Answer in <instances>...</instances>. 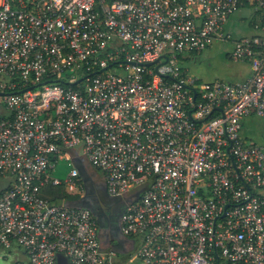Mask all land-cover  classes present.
<instances>
[{"label": "built area", "instance_id": "obj_1", "mask_svg": "<svg viewBox=\"0 0 264 264\" xmlns=\"http://www.w3.org/2000/svg\"><path fill=\"white\" fill-rule=\"evenodd\" d=\"M243 8L254 32L233 38ZM215 39L245 78L183 69ZM247 116L264 119V0H0V264H264V144L241 135ZM74 158L124 198L126 260L102 245Z\"/></svg>", "mask_w": 264, "mask_h": 264}, {"label": "rangeland", "instance_id": "obj_2", "mask_svg": "<svg viewBox=\"0 0 264 264\" xmlns=\"http://www.w3.org/2000/svg\"><path fill=\"white\" fill-rule=\"evenodd\" d=\"M253 17L256 18V16L253 15L252 9L243 8L230 16L227 24L225 25V30H229V33L233 38L251 35L254 32L252 26V22L254 21ZM231 48L232 42L230 39H215L204 50L197 53L195 59H183L180 63L186 72L196 75L201 81L240 80L247 68L246 63L232 59L229 56ZM240 133L245 139H253L258 143L264 144V119L254 116L243 117ZM67 151L71 153L75 152L74 149H68ZM72 165L71 160H68L65 157H58L55 166L50 173L63 180L66 178ZM84 165L87 172L93 175V179L96 181L97 185H102L104 180L100 177L98 170H96L87 160L84 161ZM87 192L86 186L85 196ZM85 196L82 200L83 204L86 205L88 203L85 202ZM87 197L89 199L90 197L93 199L92 195H88ZM87 206H89L96 213V209L94 210L89 204ZM101 220L102 218L100 221ZM102 224L99 226L100 232L102 231ZM104 234L106 235V232ZM138 245V240L133 242L125 239V248L130 249V251L122 254L123 259L126 260L130 255L129 253H132Z\"/></svg>", "mask_w": 264, "mask_h": 264}, {"label": "flooded vegetation", "instance_id": "obj_3", "mask_svg": "<svg viewBox=\"0 0 264 264\" xmlns=\"http://www.w3.org/2000/svg\"><path fill=\"white\" fill-rule=\"evenodd\" d=\"M93 182V179H92ZM87 194L85 196V202H87L96 211L99 217L100 226L102 224V231L100 232V240L103 246L113 244L114 248L121 252H125L128 248H125V237L119 230V217L123 211L125 200L122 197L109 195L103 185H97L95 188H87ZM91 192V193H89ZM93 196L90 199L87 196ZM102 205L106 208V212L102 208ZM106 232V235L104 234ZM125 238V239H124Z\"/></svg>", "mask_w": 264, "mask_h": 264}, {"label": "crops", "instance_id": "obj_4", "mask_svg": "<svg viewBox=\"0 0 264 264\" xmlns=\"http://www.w3.org/2000/svg\"><path fill=\"white\" fill-rule=\"evenodd\" d=\"M212 43V42H211ZM210 43V44H211ZM209 44V45H210ZM246 63V62H245ZM246 70H245V72H244V74L241 76V79L242 78H245L248 74H249V65H247V63H246ZM237 81V80H236ZM74 163L75 164H80V168H81V177H82V181H83V183L87 186V188H90V189H94L95 188V186H96V181L93 179V175L92 174H90V173H88L87 172V170H86V168H85V165H84V161L83 160H78L77 158H74ZM82 161V162H81ZM91 177V180L88 178V177ZM92 179H93V182H92ZM86 182H87V184H86ZM53 191V189L50 187V186H47L45 189H44V193H50V192H52Z\"/></svg>", "mask_w": 264, "mask_h": 264}, {"label": "trees", "instance_id": "obj_5", "mask_svg": "<svg viewBox=\"0 0 264 264\" xmlns=\"http://www.w3.org/2000/svg\"><path fill=\"white\" fill-rule=\"evenodd\" d=\"M52 195H55V197L61 196V197L69 198V199L75 197V196H72L71 194H67L66 192H64L63 187L53 189Z\"/></svg>", "mask_w": 264, "mask_h": 264}, {"label": "water", "instance_id": "obj_6", "mask_svg": "<svg viewBox=\"0 0 264 264\" xmlns=\"http://www.w3.org/2000/svg\"><path fill=\"white\" fill-rule=\"evenodd\" d=\"M85 205V204H84ZM88 205V204H86ZM102 208L104 209V211L106 212V208L102 205ZM94 212V211H93ZM95 213V212H94ZM96 214V213H95ZM97 215V214H96ZM99 219V218H98Z\"/></svg>", "mask_w": 264, "mask_h": 264}]
</instances>
